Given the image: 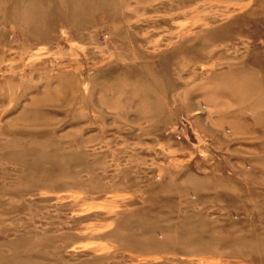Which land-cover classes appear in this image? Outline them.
<instances>
[{"label":"rangeland","instance_id":"374dc122","mask_svg":"<svg viewBox=\"0 0 264 264\" xmlns=\"http://www.w3.org/2000/svg\"><path fill=\"white\" fill-rule=\"evenodd\" d=\"M0 264H264V0H0Z\"/></svg>","mask_w":264,"mask_h":264},{"label":"built area","instance_id":"2783aa9c","mask_svg":"<svg viewBox=\"0 0 264 264\" xmlns=\"http://www.w3.org/2000/svg\"><path fill=\"white\" fill-rule=\"evenodd\" d=\"M182 127H179L178 129H177V132H182V129H181Z\"/></svg>","mask_w":264,"mask_h":264}]
</instances>
